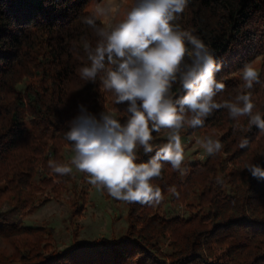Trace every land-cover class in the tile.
<instances>
[{
  "label": "trees",
  "instance_id": "16d2710c",
  "mask_svg": "<svg viewBox=\"0 0 264 264\" xmlns=\"http://www.w3.org/2000/svg\"><path fill=\"white\" fill-rule=\"evenodd\" d=\"M90 1L0 0V264H264V179L246 169L250 163L264 167V132L247 116L230 118L227 109L214 111L203 127L182 128L219 132L218 153L190 164L184 175L164 162L161 176L151 181L163 200L154 206L127 202L122 238L78 241L87 191L79 189L74 170L60 176L48 161L72 167L65 153L72 143L64 133L78 105L97 116L113 109L122 124L128 116L126 105H117L114 92L104 88L105 72L95 83L79 73L90 64L85 43L95 47L99 39L82 20L94 13ZM96 23L111 30L99 16ZM173 23L200 37L222 62L216 77L226 87L215 101L251 92L253 113L264 119V83L247 89L241 80L243 65L261 56L264 82V0H189ZM172 91L174 98L183 94L179 82ZM167 133L154 132L152 143L162 146ZM242 138L247 148L239 146ZM153 154L140 149L137 163ZM47 192L58 198L74 193L76 242L65 250L55 245L54 227L15 218L35 210ZM167 202L187 214H169Z\"/></svg>",
  "mask_w": 264,
  "mask_h": 264
},
{
  "label": "clouds",
  "instance_id": "9594fccd",
  "mask_svg": "<svg viewBox=\"0 0 264 264\" xmlns=\"http://www.w3.org/2000/svg\"><path fill=\"white\" fill-rule=\"evenodd\" d=\"M188 2L137 0L126 18L111 30L96 23V17L115 10L111 5L97 4L93 14L82 17L99 39L95 47L85 43L90 64L79 69L80 76L95 83L98 73L105 72L104 88L114 92L117 105H126L128 116L122 124L111 113L97 116L80 104L78 114L68 122L64 138L72 143L71 164L75 169L86 173L88 183L98 191L106 190L116 200L159 204L163 200L161 188L151 181L161 176L164 162L185 174L181 169V129L203 127L214 111L227 109L232 119L247 116L251 125L264 132V119L259 112L253 113L251 92L238 93L234 101H215L226 87L216 77L222 62L200 37L173 23ZM106 64L110 67L106 68ZM241 71L245 88L264 83L250 63H245ZM177 82L183 94L174 98L172 89ZM161 128L168 130L167 142L156 147L153 133H159ZM197 142L209 156L222 148L221 142L211 137ZM248 144V139L242 138L239 146L247 148ZM140 149L145 155L154 154L137 163ZM48 166L60 176L73 172L72 167L52 159ZM246 169L254 178L264 179L261 165L250 163ZM170 191L179 198L175 187Z\"/></svg>",
  "mask_w": 264,
  "mask_h": 264
},
{
  "label": "rangeland",
  "instance_id": "374dc122",
  "mask_svg": "<svg viewBox=\"0 0 264 264\" xmlns=\"http://www.w3.org/2000/svg\"><path fill=\"white\" fill-rule=\"evenodd\" d=\"M101 3L111 5L115 9L109 15L100 17L105 25L111 29L126 18L127 13L136 5L137 0H91L87 5V9L95 12L96 5ZM262 62V57L258 56L250 64L260 73ZM241 80L243 81L242 71ZM108 113L119 120L117 111L110 109ZM219 134V132L212 130L189 132L187 128L181 129L180 136L184 147V161L182 163L184 173L190 164L204 161L208 155L197 141H203L207 137L217 140ZM65 153L67 159L71 162L74 151L67 148ZM72 168L76 172V182L79 189H85L88 196L86 208L79 219L78 241L91 243L99 238H106L111 241L122 238L128 228L127 202L112 198L106 190L98 191L96 187L88 183L86 173L78 172L74 165H72ZM73 196L74 193L66 192L61 198H58L47 192L43 200L37 204L35 210L25 212L15 216V218L24 225H49L54 227L56 230L55 245L57 248L65 250L76 242L74 238L75 227L70 222L72 211L70 200ZM164 209L171 215L185 216L187 214L183 206H177L172 202H167ZM3 210H7V207ZM0 244L2 243L0 242ZM163 245L165 250L169 249L168 242L163 241Z\"/></svg>",
  "mask_w": 264,
  "mask_h": 264
}]
</instances>
